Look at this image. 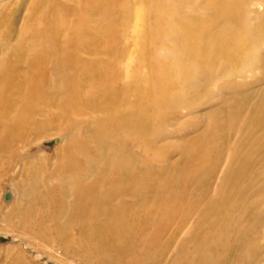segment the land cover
Returning a JSON list of instances; mask_svg holds the SVG:
<instances>
[{"label": "bare ground", "instance_id": "obj_1", "mask_svg": "<svg viewBox=\"0 0 264 264\" xmlns=\"http://www.w3.org/2000/svg\"><path fill=\"white\" fill-rule=\"evenodd\" d=\"M0 13L19 18L0 30V171L42 138L63 150L51 170L32 156L38 194L8 264H71L73 245L83 263L152 264L165 229L192 216L168 264H220L233 240L257 241L264 0H0ZM254 72L263 88L250 103L239 79ZM219 90L232 94L201 125L194 113ZM188 130L198 134L184 144Z\"/></svg>", "mask_w": 264, "mask_h": 264}, {"label": "rangeland", "instance_id": "obj_2", "mask_svg": "<svg viewBox=\"0 0 264 264\" xmlns=\"http://www.w3.org/2000/svg\"><path fill=\"white\" fill-rule=\"evenodd\" d=\"M0 14H1L0 30L3 28L4 30V32H2L3 35L5 32L7 33L8 26L12 27L11 28L12 31H16L17 28L14 25L15 23L17 24L19 22L18 21L19 18L16 17L14 19H11V20L9 19L5 21L4 19L5 14L4 13H0ZM133 15H134V12L131 13L130 17L128 18L129 20L126 21L127 28L124 29V32L132 31V26L134 25V22L136 19V16H133ZM130 36H131V33H123V38H122L123 46H125V43L130 38ZM261 49L264 53V46L261 47ZM256 68H257L256 71L259 73L260 69L257 67V65H256ZM138 73L140 75L145 74V72H138ZM121 78L123 81H126L125 72L124 74H122ZM239 80L243 83V88L246 90L248 94L250 103L256 102L257 97H258L257 92L263 88V82L260 80V77L258 76V74L254 72L252 74H249V76H243V78ZM260 93L261 91H259L258 94ZM231 94H232L231 91L226 92L225 90H219L217 91V94L210 95V98H205L204 101L199 105V108L197 109V111L194 113L193 116L197 117V119L201 122V125L206 124L209 121L207 118L208 113L211 110L217 109L219 107L218 102L222 103V98L229 97V95ZM189 110H191V108H189ZM220 111L223 114L227 113L223 109H221ZM263 128L264 127H262V129ZM197 134L198 132L195 130H188L186 133H184L181 136L182 142L184 144L189 143L191 140H194ZM32 136H34L35 138L37 137L36 133H33ZM229 138L231 139V136H229ZM234 138H235V135L233 136V139ZM40 142L41 143L39 145L30 146L28 150H26V153L30 156L31 155L33 156L37 154V150L39 148L42 151V156L40 158L41 160L38 159L37 161H35L34 157L31 156V158L29 157L30 159L28 157H27L28 159L26 158V161L24 164L20 158L17 159L15 157L13 158V163L11 164L12 166L8 164L6 166L3 165L0 171V248H1L0 264H8L10 262V258L6 254L5 248H7L12 243H15L17 239H20L19 230L22 228L15 229V226L17 228H18V225L19 227L21 226L23 227L22 223L15 224V222H17L18 219L21 220L27 216V209L28 207L30 208V205H31L30 202H34L35 199L33 201L32 199L34 198L35 194H38L36 192V189H37L36 187L38 183L28 181L29 178L27 179V169H31V167H33V162L35 161V162H40V166L44 167V169L47 168L48 170H51L53 169V167L55 166V163L57 162V156L63 153V150H58V145H59L58 138L56 139L55 137L54 138L47 137L45 139L42 138ZM227 146L228 145H226L225 147L226 151H227ZM133 150H135L134 147L131 148L132 153L134 152ZM58 152H59V155H58ZM176 155L177 154L172 155L171 161L176 159ZM217 173L218 171L214 175H212V178L215 182L217 181V177H216ZM260 175L264 176V172L261 173ZM49 213H50V209H47L46 213L42 215V219L46 223H49V220L53 217V216H50ZM252 213L255 216V218H260L262 220L260 231H256V234H258L257 241L254 243L250 242L248 244V242H241L240 240H237L236 242L235 240H233L231 243V247H230L231 252L228 255L223 256L222 259H220V264H230L233 258L241 254V251H244V253H247L246 257L248 260V264H264V203L256 211H253ZM193 217L194 216L189 217L187 221L185 222V224L179 228L173 225H170L169 227L165 229L163 233V239L161 241V244H162V249H160L161 254L159 255L158 258L153 259L152 264H168L167 262H170L172 260L175 250H177L178 248H182L186 244L187 239L184 240L182 243L181 241L185 237L186 230L194 222ZM52 226L56 227L57 222H54ZM168 237H171V238L169 241H166V238ZM23 248L26 249V247L24 246ZM74 248H75V245H73L71 252L69 254H66L63 257V260L70 262L71 264H84L85 262L83 263L81 259H76L75 254H74ZM215 248H216L215 246L212 247L213 257H216L217 255V249ZM27 252L32 253V251L30 252L29 250ZM60 256L62 257L63 255L58 253L57 259H59ZM41 260L45 264H53L51 261H49L44 256L41 257ZM201 263L202 262L200 261L199 258L194 259V261L192 262V264H201ZM85 264H90V263H85Z\"/></svg>", "mask_w": 264, "mask_h": 264}]
</instances>
